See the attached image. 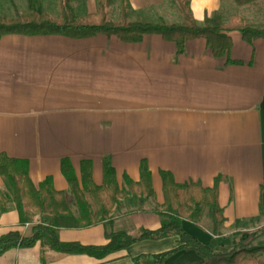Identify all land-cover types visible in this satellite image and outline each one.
Masks as SVG:
<instances>
[{
    "label": "crops",
    "instance_id": "1",
    "mask_svg": "<svg viewBox=\"0 0 264 264\" xmlns=\"http://www.w3.org/2000/svg\"><path fill=\"white\" fill-rule=\"evenodd\" d=\"M109 2L120 7V0ZM126 3L129 20L164 21L165 0ZM73 6L80 16L96 11L95 0H73ZM190 8L203 24L206 15L221 13L223 0H190ZM31 11L56 17L58 4L0 0V15L13 18ZM230 36L231 49L222 57L213 55L204 38L188 40L179 53L174 42L158 34L133 43L102 33L0 38V152L25 160L35 186L51 177L77 216L61 159L70 160L78 179L80 162L90 160L97 185L103 182L105 161L121 187L125 175L139 180L142 159L151 172L152 197L129 196L109 219L95 225L59 228L60 241L104 245L107 232L137 237L142 229L159 228L162 220L155 209L163 202L161 170L177 183L199 182L203 187L222 176L218 200L225 221L219 234L211 233L205 210L199 223L182 220L183 229L200 243L212 245L215 239V251H223L232 234L264 220V38L248 43L238 31ZM0 191L11 195L1 174ZM37 222L38 216H32L21 224L11 203L0 215V236L18 231L30 237ZM177 245L178 236L170 233L138 240L100 259L58 256L41 251L37 241L32 247L8 249L0 264H133L141 254ZM256 256L264 262L263 253ZM163 264H204V259L185 249Z\"/></svg>",
    "mask_w": 264,
    "mask_h": 264
},
{
    "label": "trees",
    "instance_id": "2",
    "mask_svg": "<svg viewBox=\"0 0 264 264\" xmlns=\"http://www.w3.org/2000/svg\"><path fill=\"white\" fill-rule=\"evenodd\" d=\"M56 1V17L32 11L13 18L0 15V38L7 34H55L70 38H87L102 33L115 35L122 41L133 43L140 42L146 35L158 34L163 39L174 42L179 53L183 52L188 40L204 38L215 57H222L229 52L232 46L230 33L233 31H238L248 43L264 38V26L254 27L238 15H232L225 21L219 12H215L206 15L203 24H199L192 14L190 0H175L183 19L182 22L174 23L163 20H129L126 0H120V15L116 20L108 17L109 0H95L96 11L85 16L77 14L73 0ZM233 1L238 5L264 2ZM60 169L68 183L77 216L72 214L65 192L54 189L51 177L45 178L35 186L28 176V164L25 160L0 152V174L11 190V195L0 191V215L13 203L21 224L30 221L32 216H38L37 225L30 237H23L18 231H10L0 236V255L13 247H32L39 241L41 251L55 252L58 256L83 254L101 259L138 240L159 239L173 233L178 236L177 246L155 254H141L134 258L133 264H163L166 258L185 249H193L204 259V264H264L256 256L257 252L264 251V246L250 247L258 235L244 243L250 235L245 233L234 247L226 251H215L212 246L216 242L215 239L212 240V245H204L182 227L183 219L199 223L203 210L206 209L211 233L219 234V229L225 221L218 200V187L222 176H217L211 187H203L199 182L177 183L169 171L161 170L163 202L155 209L162 220L159 228L142 229L137 237L130 236L125 231L107 232L109 241L104 245L60 241L59 228L95 225L109 219L123 199L129 196H153L151 172L145 159H142L139 165V180L134 182L125 175L124 187L118 185L115 170L108 161L103 164V182L100 185L93 181L90 160L80 162V179L76 177L68 158L61 159ZM260 213L264 217L262 210Z\"/></svg>",
    "mask_w": 264,
    "mask_h": 264
},
{
    "label": "rangeland",
    "instance_id": "3",
    "mask_svg": "<svg viewBox=\"0 0 264 264\" xmlns=\"http://www.w3.org/2000/svg\"><path fill=\"white\" fill-rule=\"evenodd\" d=\"M120 11V7L116 5V3L111 2L110 3V9H108L109 12V19L116 20V17ZM163 14L162 16L164 21L168 22H177L182 21L183 17L181 15V12L179 10V7L177 5V2L175 0H165V4L163 5ZM223 16V19L227 21L232 15H238L244 19L247 23L251 24L254 27H263L264 26V2L263 1H257L252 4H246V5H238L233 0H223V9L221 10V13ZM58 15V12H56L55 16ZM9 17H12L9 15ZM119 18V17H118ZM146 20H150L151 18H145ZM73 205V203H72ZM205 214H207V210L205 209ZM208 220V218H207ZM209 222V220H208ZM210 226V222H209ZM249 230L241 231L232 234V242L229 244H225L222 247L223 250H229L230 248L234 247L236 243H238L245 233L250 234L244 243L249 242L253 236L258 235L259 237L252 241L250 244V247L253 246H264V220H258V222H254L252 224V227L250 226ZM257 253H263L264 251H259ZM264 260V256H262Z\"/></svg>",
    "mask_w": 264,
    "mask_h": 264
}]
</instances>
